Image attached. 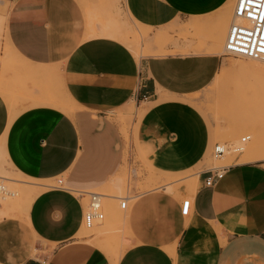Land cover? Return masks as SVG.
<instances>
[{"label":"crops","instance_id":"1","mask_svg":"<svg viewBox=\"0 0 264 264\" xmlns=\"http://www.w3.org/2000/svg\"><path fill=\"white\" fill-rule=\"evenodd\" d=\"M88 1L94 7L110 5ZM231 1L122 0L118 4L140 24L153 28L180 24L185 32L188 23H198L195 29L208 27L209 45ZM78 4L79 0H25L11 8L6 23L5 46L24 59L20 71L37 74L38 88L32 91L35 101L13 105L9 87H0V169L8 165L36 183L21 184L32 196L26 211L22 206L0 209V216L11 210L25 215L1 217L0 264H113V257L99 246L77 239L83 228L82 206L73 190H99L91 187L117 170V137L100 112L116 104L115 90L130 94L131 77L136 76L133 94L146 103L140 119L141 113L137 115V136L152 184L169 189L168 177L161 175L192 168L209 143L207 124L187 98L209 82L217 60L170 53L137 60L122 49L106 47L98 58L101 66L89 65L85 54L67 55L82 33ZM56 7L57 14L51 13ZM3 49L0 57L7 58ZM63 59L61 72L69 75L63 89L71 88L75 104L82 107L73 114H66L61 104L64 112L45 101L44 86H39L49 64ZM202 170L191 188L182 185L176 195L163 189L135 195L122 219L128 245L115 264H264V161H234L212 186L204 185ZM58 175L64 176V188L38 183L56 180ZM184 196L190 204L182 216Z\"/></svg>","mask_w":264,"mask_h":264},{"label":"rangeland","instance_id":"2","mask_svg":"<svg viewBox=\"0 0 264 264\" xmlns=\"http://www.w3.org/2000/svg\"><path fill=\"white\" fill-rule=\"evenodd\" d=\"M24 1L0 0V48L4 46L3 52L8 55L7 58L0 57V87L1 89L9 87L13 105L35 101L36 95L32 91L38 88L37 74L20 71L18 67L24 68L22 66L24 59L14 50L13 52L7 50L4 40L8 35L6 23L11 8ZM95 1L108 2L110 5L89 6L88 0H85L84 6L78 4L82 33L76 46L67 54L70 57L85 54L89 65L100 67L101 63L98 58L106 50V47H113L122 49L137 60L143 56L168 53L208 55L217 60V67L209 82L187 98V101L201 114L207 124L209 134L207 149L200 161L192 168L170 175H161L163 178L168 177L166 184L170 185L169 189L164 190L162 185L150 182L148 174L151 170L142 161V158L144 160L145 158L138 144L137 134L140 118L138 119L137 115L141 113L142 109H146V103L140 101L133 94L136 76H130V94H123L121 91L115 90L114 102L116 104L103 107L100 112L103 115L102 118L116 134L120 164L108 179L91 187V189L98 188L97 192L104 195L102 198L105 215L103 222L101 220L92 229L82 228L76 237L78 240L93 242L107 256L117 260L128 245L127 238L123 237V235L126 236V233L123 229L122 219L127 215L135 195L151 189H163L167 194L176 195L177 189L182 185L191 188L198 171L204 168L227 166L234 161L237 163L253 162V158L264 156V61L251 60L223 52L226 30L232 19V10L236 0L230 2V9L225 13L227 23L224 27L223 40L218 43L221 47L218 50L213 46V43L207 44L208 27L203 28V25H200L195 29V25L197 26L198 23L186 24V28L189 30H185V32L180 29V24L176 26L160 25L153 28L140 24L131 16L128 9L120 7L118 2L122 4V0ZM113 3L114 5H111ZM57 12L58 7L51 11L53 14H57ZM23 16H26V13ZM86 44H89L88 49L85 47ZM233 63H242L249 66V69L240 70L238 67L232 66ZM64 65V59L61 62L50 63L48 73L40 75L39 86H44L45 94H47L45 101H50V105L57 108L61 104L66 109V114H73L81 110L82 107L75 104L74 92L71 88L63 89L64 81L69 76L63 73V70L61 72L60 68L62 66L63 69ZM115 65L117 64L115 63ZM59 109L64 112V109ZM67 109L69 110L67 111ZM90 112L91 117L95 118L94 111ZM243 137L248 140L242 144L241 151H237V144ZM222 144L224 148H227V151L222 157H218L214 147ZM252 147H256V149L253 150ZM7 169L11 172H8ZM113 176L116 177L111 181ZM56 178L62 180L63 186L66 185L63 175H58ZM28 183L36 182L20 176L13 167L4 165L0 169V185L6 192H9L4 196L6 200L4 204H0V209L3 206H9L15 210L17 206H22L24 197L30 193H28L29 188L21 184ZM38 183L49 185L48 187L57 184L55 179ZM105 184L108 185L104 187ZM48 187H42L40 190ZM115 197H128L124 210L119 209ZM84 204L85 198L81 200L82 207ZM11 211L0 216V219L1 217L16 219L19 218L18 216L22 218L25 216L21 215V212L12 214L13 211Z\"/></svg>","mask_w":264,"mask_h":264},{"label":"built area","instance_id":"3","mask_svg":"<svg viewBox=\"0 0 264 264\" xmlns=\"http://www.w3.org/2000/svg\"><path fill=\"white\" fill-rule=\"evenodd\" d=\"M223 52L233 55H241L251 59L264 60V0H236L232 10V19L228 24L223 44ZM220 145H215L217 156L222 153ZM224 165L211 166L202 170L203 183L212 186L224 174ZM53 187L64 188L61 179H56ZM4 189L0 185V194ZM9 192V191H7ZM75 196L85 204L82 207L81 225L91 227L99 223L104 216L102 198L103 194L95 191L73 190ZM119 209L124 210L127 206L128 197H115ZM190 200L184 197L180 203V214L187 215Z\"/></svg>","mask_w":264,"mask_h":264},{"label":"bare ground","instance_id":"4","mask_svg":"<svg viewBox=\"0 0 264 264\" xmlns=\"http://www.w3.org/2000/svg\"><path fill=\"white\" fill-rule=\"evenodd\" d=\"M79 2L81 3V5H83L84 6V4H85V0H79ZM228 10V9H227ZM227 17H224L223 19L221 18V20H220V22L218 23V25L215 27V30H214V32H216L217 31V36H215V38L213 39V41H212V43H213V46L214 47H216L217 48V50L218 49H220L221 47L218 45V43L221 41V40H223V36H224V27L226 26V23H227V19H226ZM222 44V43H221ZM215 48V49H216ZM238 56H240V57H243V56H241V55H238ZM244 58H247V57H244ZM247 59H251V58H247ZM251 60H260V61H262L263 59H251ZM264 61V60H263ZM232 66H234V67H238V69H240V70H246V69H249V66H247V65H244V64H242V63H238V64H235V63H233V64H231ZM141 115H142V113L141 114H139V118L141 117ZM246 140H248V138H245V137H243V138H241V140H240V143L239 144H237V151H241V146H242V144L246 141ZM222 147H220V149L222 150V153L218 156V157H222L225 153H226V149L227 148H224V145L222 144L221 145ZM252 149L253 150H255L256 149V147H252ZM258 149V148H257ZM253 160L254 161H264V156H260V157H257V158H253ZM2 188L4 189V187L2 186ZM95 192H97V190L95 191ZM29 195H27L26 197H25V199H24V201H23V203H22V208H23V210L24 211H26L27 209H28V207H29V205H30V203H31V200H32V196H31V191H29ZM3 194V195H2ZM2 194H0V195H2L1 197H0V204H4L5 203V195H7V192L5 191V189H4V192L2 193ZM104 198V197H103ZM105 216V215H104ZM103 220H104V218L102 219V221L101 222H103ZM83 226V228H85V229H92V228H94L96 225L94 224L93 226H91V227H85L84 225H82ZM115 261H116V259L114 260L113 259V261H112V263L113 264H115Z\"/></svg>","mask_w":264,"mask_h":264}]
</instances>
